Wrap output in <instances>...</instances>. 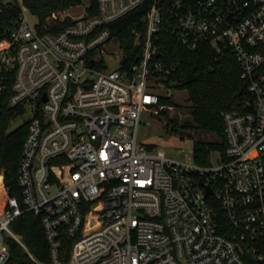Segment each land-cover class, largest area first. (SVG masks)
I'll use <instances>...</instances> for the list:
<instances>
[{
  "label": "built area",
  "instance_id": "built-area-1",
  "mask_svg": "<svg viewBox=\"0 0 264 264\" xmlns=\"http://www.w3.org/2000/svg\"><path fill=\"white\" fill-rule=\"evenodd\" d=\"M24 1L0 0V18L20 9L0 28V112L7 103L29 115L21 196L1 183L0 264H264V0H153L130 67L109 25L148 0L56 11L73 23L45 34ZM164 22L191 50L229 48L248 83L242 107L223 114L226 152L207 165L139 141L177 70L155 58ZM27 213L39 217L47 260L13 227Z\"/></svg>",
  "mask_w": 264,
  "mask_h": 264
},
{
  "label": "trees",
  "instance_id": "trees-1",
  "mask_svg": "<svg viewBox=\"0 0 264 264\" xmlns=\"http://www.w3.org/2000/svg\"><path fill=\"white\" fill-rule=\"evenodd\" d=\"M25 5L37 17V28L40 33H59L73 23L67 18L64 21L52 19V13L67 10L80 3L82 0H25ZM153 0L146 1L143 5L133 10L126 16L109 25L113 38L121 43L127 54L126 67H130L136 58L134 53H142L143 45L148 38V24L145 17L151 10ZM19 8L4 10L0 20L3 22L12 16H17ZM91 14L97 12V0H91ZM167 17L165 11V19ZM137 33L140 34L142 46L136 47ZM1 38V35H0ZM157 47L156 59H161L170 67L177 66L166 83L170 87L188 92V101L191 102V120L181 122L170 118L166 110L161 111L168 126L175 132L202 131L216 134L220 142H194V158L198 164L207 165L213 151L226 152V132L223 114L226 111L240 109L248 99V83L241 77V68L234 54L229 48L218 50L211 43L203 44L195 50L181 45L177 39L168 32L164 22L160 32L154 38ZM162 105L174 106L171 98L161 96ZM20 112L4 104L0 112V174L4 175V183L10 188L11 194L21 196L18 184V169L22 159L23 145L28 133V123L10 131V125L15 116ZM149 149H154L148 145ZM2 177L0 176V201L4 198L1 189ZM14 229L23 235L32 251L47 260V244L39 217L27 213L13 224ZM13 253L24 258L21 249L13 244Z\"/></svg>",
  "mask_w": 264,
  "mask_h": 264
},
{
  "label": "rangeland",
  "instance_id": "rangeland-1",
  "mask_svg": "<svg viewBox=\"0 0 264 264\" xmlns=\"http://www.w3.org/2000/svg\"><path fill=\"white\" fill-rule=\"evenodd\" d=\"M91 0H82V3L71 7L67 10H63L64 16L67 13L71 15L79 16L84 7H88ZM66 20V19H65ZM119 42L115 41L110 45V51H116L119 49ZM110 70L117 68V62L109 60ZM162 93L164 97L171 98L174 102V106L162 105L158 110H154L151 113L145 112L142 116V124L139 128V141L145 145H152L155 150H162L167 152L170 156L177 159L193 162L194 161V142H220L219 137L211 132L202 131H184L175 132L168 126L167 120L161 116V111L166 110L170 118L178 119L181 122L191 120V108L192 104L188 101V92L186 90H179L173 87L171 90L164 88ZM169 95V96H168ZM29 115L16 116L11 122L10 131L15 130L24 124ZM189 140V142H187ZM184 150V151H183ZM218 157V154H214L213 161ZM3 179V173L0 174Z\"/></svg>",
  "mask_w": 264,
  "mask_h": 264
},
{
  "label": "water",
  "instance_id": "water-1",
  "mask_svg": "<svg viewBox=\"0 0 264 264\" xmlns=\"http://www.w3.org/2000/svg\"><path fill=\"white\" fill-rule=\"evenodd\" d=\"M207 188H208V192L212 191L211 187H207ZM254 264H256V262H254Z\"/></svg>",
  "mask_w": 264,
  "mask_h": 264
},
{
  "label": "bare ground",
  "instance_id": "bare-ground-1",
  "mask_svg": "<svg viewBox=\"0 0 264 264\" xmlns=\"http://www.w3.org/2000/svg\"><path fill=\"white\" fill-rule=\"evenodd\" d=\"M4 45H5L4 43H1V44H0V49H1Z\"/></svg>",
  "mask_w": 264,
  "mask_h": 264
}]
</instances>
